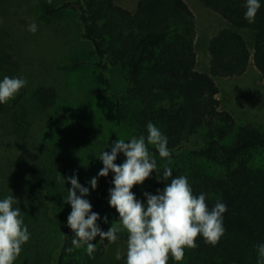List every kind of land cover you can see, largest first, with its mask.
I'll return each instance as SVG.
<instances>
[{
	"label": "trees",
	"instance_id": "trees-1",
	"mask_svg": "<svg viewBox=\"0 0 264 264\" xmlns=\"http://www.w3.org/2000/svg\"><path fill=\"white\" fill-rule=\"evenodd\" d=\"M199 2L227 23L208 41L209 72L195 67V16L185 0H138L133 11L117 0H60L56 5L43 4L40 10L46 20L62 11L75 12L80 36L98 58L96 79L103 87L92 94L113 98L118 123L131 113L133 136L147 135L149 121L167 136L173 152L170 159L160 158L149 145L158 170L171 167L173 177L187 176L194 194H206L209 207L217 200L227 205L225 232L219 242L213 246L198 236L196 247L185 248L179 262L170 257L168 264H257L255 245L264 241V159L255 155L264 151V131L251 125L234 127L231 113L219 109L218 87L212 76L240 75L251 59L264 79V4L250 24L244 19V0ZM241 30L251 31V45ZM15 66L8 53H0V79L18 76ZM112 66L122 70L123 92L109 91L111 82L106 73ZM22 98L20 90L0 105V136L10 137V146L12 137L18 140L30 131L31 112ZM33 98L38 108L45 109L54 103L56 92L51 86H39ZM71 130L89 133L87 128L74 126ZM58 172L29 162L20 174L21 190H5L0 196L12 194L18 199L15 206L20 207L31 233L14 264H96L108 244L98 243V236L92 241L97 245L91 257L86 246L69 251L74 234L67 227V217L45 202L52 196L47 178ZM112 177L111 172L100 177L96 192H91L92 211L101 218L108 216L106 224L102 219L97 221L104 231L119 219L108 204ZM163 187L154 172L132 191L143 200L144 191L155 194ZM40 198L45 207L37 204ZM118 235L127 240L126 232ZM123 254L112 264H125Z\"/></svg>",
	"mask_w": 264,
	"mask_h": 264
},
{
	"label": "rangeland",
	"instance_id": "rangeland-1",
	"mask_svg": "<svg viewBox=\"0 0 264 264\" xmlns=\"http://www.w3.org/2000/svg\"><path fill=\"white\" fill-rule=\"evenodd\" d=\"M58 1L0 0V53H8L16 64L18 76L28 81L21 89L22 104L32 118L28 136L18 140L12 137V146L10 137L0 136V196L5 190H21L20 174L27 163L33 162L37 167L46 165L59 172L52 179L47 178L48 191L53 197L45 202L68 217L71 206L64 202L63 195H67L71 185L64 183L61 175L68 177L76 173L79 182L89 186L87 182L97 176L102 166L98 154L110 151L112 142L118 138L133 137L135 123L131 113L118 123L113 98L104 93L92 94L103 87L96 79L98 58L91 45L81 38L75 12L62 11L49 20L42 16L43 4L56 5ZM137 1L117 0V3L133 11ZM185 1L195 16V67L209 72L208 41L227 23L199 0ZM33 22L38 25L35 34L28 31V25ZM241 31L251 45V31ZM106 75L111 82L109 91L123 92L125 80L121 68L112 66ZM212 77L218 87L219 109L231 113L234 127L251 125L264 131V79L252 60L240 75ZM39 86L55 89L56 99L48 108H38L33 98ZM74 126L87 128L89 133L77 134L71 130ZM1 131L0 128V134ZM107 143L109 147L105 148ZM255 157L264 159V151H258ZM125 159L121 153L115 163L121 164ZM91 192L96 189H90L89 201ZM45 202L40 198L37 204L41 208ZM118 249L122 255L126 241L108 243L96 264H112Z\"/></svg>",
	"mask_w": 264,
	"mask_h": 264
},
{
	"label": "clouds",
	"instance_id": "clouds-1",
	"mask_svg": "<svg viewBox=\"0 0 264 264\" xmlns=\"http://www.w3.org/2000/svg\"><path fill=\"white\" fill-rule=\"evenodd\" d=\"M262 4L264 0H244V19L248 23L255 22ZM28 31L35 34L38 25L35 22L29 24ZM27 83L19 76L0 79V105L15 98ZM146 133L129 139L118 138L112 142L110 151H101L97 159L103 166L97 176L87 182L89 186L82 185L76 173L68 177L61 175L63 182L71 185L67 195H63L64 202L71 206L67 227L74 235L71 239L73 247L69 251L86 246L91 257L97 245L92 241L98 236V243H115L118 234L126 232L125 264H168L170 257L175 262L181 261L185 248L197 246L198 236L206 244L215 246L224 235L227 205L217 200L209 207L206 194H194L187 176L173 177L171 167H164L160 172L149 145L155 148L160 158L170 159L173 152L168 147V138L150 121ZM121 153L126 159L117 164L115 161ZM110 172L113 186L108 190V204L118 213L119 219L104 231L97 221L102 219L106 224L108 216L101 218L99 213L92 211L87 197L90 189L97 188L98 178L108 177ZM154 172L157 183H163L164 187L157 188L155 194L144 191V199H138L132 191L134 185H143ZM17 201L12 194L0 198V264H14L31 238L22 211L15 206ZM255 248L257 264H264V241ZM116 259H121L119 249Z\"/></svg>",
	"mask_w": 264,
	"mask_h": 264
}]
</instances>
